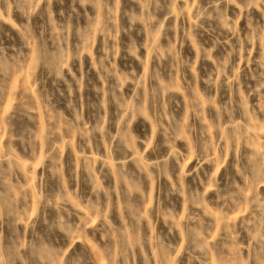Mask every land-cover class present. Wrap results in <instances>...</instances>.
Segmentation results:
<instances>
[{"label": "rangeland", "instance_id": "374dc122", "mask_svg": "<svg viewBox=\"0 0 264 264\" xmlns=\"http://www.w3.org/2000/svg\"><path fill=\"white\" fill-rule=\"evenodd\" d=\"M0 264H264V0H0Z\"/></svg>", "mask_w": 264, "mask_h": 264}]
</instances>
